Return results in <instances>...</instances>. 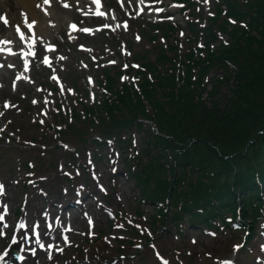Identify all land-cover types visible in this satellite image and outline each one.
<instances>
[{
  "label": "trees",
  "instance_id": "trees-1",
  "mask_svg": "<svg viewBox=\"0 0 264 264\" xmlns=\"http://www.w3.org/2000/svg\"><path fill=\"white\" fill-rule=\"evenodd\" d=\"M223 5L227 7V12L222 15L218 8L219 12L212 20L218 29L228 32L229 42L227 45L220 44L217 56L213 51L207 56L210 66L216 59L226 72L216 82L228 84L230 76L234 77V87L220 106L213 102L206 107L200 100H194L191 89L199 88V81H191L187 77L177 87L173 70L168 69H165V74L157 71L156 81L144 78L146 89H143V93L147 94L145 98L150 103L156 93L163 99H154V116L167 118L166 125L181 136L198 138L199 145L194 150L199 167L210 159L215 161L213 169L201 167L199 174L207 180L198 181V190L211 191L212 188L216 193L223 189L232 195L230 184L254 189L253 170L258 167L262 173L264 169V0H223ZM228 16L233 17L235 23L230 24ZM237 21H243L245 25L241 26ZM211 36L215 38L213 34ZM163 57L172 69H177L173 57L167 54H163ZM194 63L198 65L203 61L194 60ZM229 63L233 64L234 69ZM187 67L189 71L190 66ZM206 67L200 68L199 76ZM126 101H134L137 109L143 110V103L137 94L131 96L130 93ZM249 137H252L249 140L252 144L246 147ZM200 146L215 155L203 156L205 152ZM251 147L262 157L258 163H250L243 172L241 165L251 160ZM188 153L191 154V151ZM218 166L231 169L230 182L224 188L219 186L218 178L222 173Z\"/></svg>",
  "mask_w": 264,
  "mask_h": 264
},
{
  "label": "rangeland",
  "instance_id": "rangeland-1",
  "mask_svg": "<svg viewBox=\"0 0 264 264\" xmlns=\"http://www.w3.org/2000/svg\"><path fill=\"white\" fill-rule=\"evenodd\" d=\"M142 4H143V2H142ZM122 7L125 10H128L129 13L132 11L133 14H136V13H139L140 10H141V1L129 0V2L123 4ZM143 9L145 10V6L144 5H143ZM183 18H184V16H183V14H181L177 18L175 17V22L180 24V26H183L185 24V21L183 20ZM119 19H122V18L118 16L117 20H119ZM150 19H152V17H150V18L148 17L147 20H150ZM63 28H64V26L61 25L59 27V29H54L51 33H53V35L56 36V35H58V32L61 29H63ZM225 38H226V36H225ZM142 39H143L142 44H144L145 41L148 40V35L144 34ZM143 51H144V49H143ZM147 56L150 57L151 59H153L154 58V53L153 52H148ZM70 64H67V66L71 67L74 70H77V72L79 73V66L78 65H74V64L70 65ZM213 64H215V65L214 66H210V69L208 70V76L210 78L215 76V75H218L221 72L220 68L218 67L219 66L218 60L214 59L213 60ZM157 69L158 68L156 67V70ZM31 78H33V79H29L28 77H26L25 79H23L22 81H19L16 84V88L19 89L16 94H19V93L22 94L24 91H29L28 94H29V96H31V99L37 100V104L39 105V104L45 102L46 94H45V92L42 89H40L39 85L36 84L35 78L32 75H31ZM215 85H218V86L215 87ZM219 86L220 85L218 83H215L213 85V87H215V88L212 87L213 88L212 89L213 92H217L218 91V93L219 92L221 93L219 96H216V95L214 96L215 97L214 98L215 99L214 102L218 103V105L221 104L220 96H223V94H224V93H222V92H224V89L222 88V91H221V87H219ZM209 88H210V85H209V83H207L206 89L208 90ZM2 92H1V97L5 96V93H2ZM60 93L61 94H67V95H72L73 94L72 91H67V90L63 89L62 87H60ZM1 97H0V99H1ZM151 125H154V124L152 122H150V121L144 120V130L139 132L138 135H137V137H138V145L137 146L138 147H135V148H137L140 151V154H141L140 158H141V161L144 162V164H146V160H147L148 156L153 154L154 151H155V148H156V146L151 147V145L149 143L150 139H151L150 135L152 134L151 133L152 132ZM29 128H30V132H32L33 129H31V127H29ZM258 129H259V124H258V126H257V128L255 130L257 131ZM76 131L80 132V130H77V129L75 130V132ZM251 138L252 137H249L247 139L246 147L248 146V144H252L251 142H249V140ZM186 146L188 148H190V151H191L190 158L187 159L184 163H181V160H179V159L176 160L175 161V166H172V168H171L172 171H173L171 176L175 177L176 174L178 173L177 174V177H178L179 173H181V177H182V180L184 182V185H186V183H187V178H191L193 176L198 177V176H200L199 173L201 172V171H199V173H197L198 172L197 171L198 170L197 166H195V168L193 170L191 169V164L193 165V164L197 163V161H196V158H197L196 151L193 148H191L192 147L191 144H186ZM200 149L202 150V152H205L203 156H209V154L215 155L214 152L209 153L207 150L203 149L201 146H200ZM251 149H252V152L250 153L251 160L248 161V164L246 162H243V164L241 165L243 172L247 170V168L249 167L250 163H254V164L258 163L259 162V158L262 157V155H257L254 152V150H255L254 147H251L249 150H251ZM162 155H166V151L162 150ZM184 159H186V156L184 157ZM165 161L167 162V160H165ZM214 163H215V161L210 159V160L206 161L203 165H201V167L202 168H212L213 169ZM156 164H158V162H156L155 165H152V163L148 164L150 171L153 168H155ZM218 168H219V170L221 169V173H222L221 177L218 178L219 186H220V188H224V186L230 182V172L225 171L223 167L218 166ZM210 175H211V173H210ZM206 180H204V181H206ZM149 186H152V184H149ZM123 187L125 189V198H126V200L128 202H131V196L133 194L137 195V190H136V188L134 186L133 181L132 180H125L124 183H123ZM260 194H262V191H260ZM169 195H171V194H169ZM223 195L229 201V197L225 193V191H223ZM218 199H219V197H218ZM253 200L255 201V199H253ZM236 203L238 204L237 214H239L240 212L243 211L242 210L243 204L239 200H237ZM168 206H170V205H168ZM222 206H223V204H222ZM222 206H219V205L215 206L213 210L214 211H221V210H223ZM235 206H234V209L231 210L228 207V204H227L226 215H232L231 213H234ZM252 207H253V205H252ZM171 208L174 209V206H171ZM142 209H143V214L141 216L140 222H138L137 225L140 226L139 229L144 234H148L152 238L155 237L157 239V237H159V235H160V231L155 230V229L158 227L159 224H161L160 227L164 226V232L167 231V230H170V233H171V232L174 231V228L177 227L175 222L173 221V216H171L168 213L169 211L167 212L168 215L166 217L163 216L157 223H155L154 226L150 225V219H151L150 216L151 215H155V217H156V214H157V212H155V206L154 205L144 204L142 206ZM158 213H161V212L159 211ZM190 216H191L190 214L184 212L182 214V216L180 217L181 222L184 223V225L182 226L181 230H183V227H185V228L187 227V229H188V231H190V233L195 234V233H197V230H194L192 227L189 228L190 226L187 224L188 222H190V220H189ZM123 224L127 225L126 222H124ZM109 230L110 229H108V231ZM164 232H162V234ZM221 235H224V234H221ZM199 237L203 238V239H201V241H202L203 244H205V249H207V250H209V247L210 248H218V250H224L226 245L228 243H230V242H226L227 238L217 240V239H215V237H209V236L202 235V234ZM225 237H227V236H225ZM156 241H157L159 246H162V247H165V248H169V247H171L174 244V241L170 240L168 236L162 237L160 240H156ZM183 241L186 242V238H184ZM99 243L101 244V242H99ZM99 243H97V244H99ZM189 246H190L189 249H191V245H189ZM185 249H187V247ZM110 252H112V251H110ZM241 255H242L241 253H238L237 257L240 258ZM140 264H155V263L152 261V258H148V260L145 263L141 262Z\"/></svg>",
  "mask_w": 264,
  "mask_h": 264
},
{
  "label": "bare ground",
  "instance_id": "bare-ground-1",
  "mask_svg": "<svg viewBox=\"0 0 264 264\" xmlns=\"http://www.w3.org/2000/svg\"><path fill=\"white\" fill-rule=\"evenodd\" d=\"M52 3V9L50 10L49 14H52L53 16V20L57 19L58 20V25L64 24L66 22V20L73 15V12L70 10L69 7L73 8V9H79V8H83L84 5V1L85 0H50ZM89 1L91 6L95 5L97 6L99 9L98 10H94L92 8H90V6L88 7V9L84 12V15H87V13L89 11H101L102 7V1L99 0V3L96 2V0H86ZM67 4L68 7H64V5ZM0 6L1 7H5L4 9H8V13L9 16H12L13 18L16 17V9L19 7V9H24L25 12H28V16L25 17L24 21H35V24H33L34 26H37V22L38 26L41 30H43L42 26L46 25L45 23H47V20H50L51 17H48L42 13L39 12L38 9H35L34 5H33V1L32 0H1L0 1ZM30 19V20H29ZM23 21V22H24ZM70 23V19L68 20V24ZM17 28H19V31H17ZM29 28L26 25L25 30H28ZM21 33L22 29H20V27H16V32H13V36L12 37H6V41H11L10 43H16V42H23V38L27 37L26 34L23 35V37H21ZM2 41V44L6 45L8 43H5V41H3L2 38H0ZM5 70V69H4ZM6 72V70H5Z\"/></svg>",
  "mask_w": 264,
  "mask_h": 264
},
{
  "label": "snow or ice",
  "instance_id": "snow-or-ice-1",
  "mask_svg": "<svg viewBox=\"0 0 264 264\" xmlns=\"http://www.w3.org/2000/svg\"><path fill=\"white\" fill-rule=\"evenodd\" d=\"M49 2H50V0H45V3H49ZM96 2L99 3V0H96ZM64 7H68V5L65 4ZM157 11H163V9H157ZM97 15H103V13L98 12ZM0 19H3V23H4L5 25L8 24V20H7L6 17H0ZM169 19H171V17H169ZM25 22L27 23V20H25ZM33 24H35V21H32V23H27V27H28L29 29H31L32 26H33ZM106 26H107V25H106ZM72 27H73V29H75V28H76V25H72ZM17 31H19V28H17ZM83 31H85V32H90L91 30H90V29H83ZM23 35H24V34L21 33V37H23ZM137 39H139V37H137ZM10 42H11V41H5V43H10ZM81 47H82V46H81ZM2 50H3V49H0V51H2ZM8 51L11 52L10 49H9ZM31 54L34 55V53H31ZM61 59H64V57H61ZM43 63H45V64H49L50 62H49L47 59H45V60L43 61ZM112 63H114V61H112ZM0 67H3V65H0ZM8 67H14V65L9 64ZM125 67H127V66H125ZM137 67H138V66H137ZM21 78H22V77H19V76L17 77V79H21ZM54 79H55V77H54ZM121 79H127V77H122ZM69 91H71V90L69 89ZM33 103H36V101L34 100ZM10 106H11V107H14V105H9V103L5 102V104H4V108H8V107H10ZM3 115H4V113H3V112H0V116H3ZM41 123H43V121H41ZM0 194H3V185H2V184H0ZM0 219H3V217L0 216ZM89 223H92L91 220L89 221ZM117 227H122V225H117ZM164 264H167V261H165ZM226 264H232V262L229 261V262H226Z\"/></svg>",
  "mask_w": 264,
  "mask_h": 264
}]
</instances>
